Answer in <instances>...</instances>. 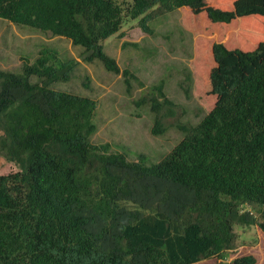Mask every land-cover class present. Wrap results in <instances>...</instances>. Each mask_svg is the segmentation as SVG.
Returning <instances> with one entry per match:
<instances>
[{
    "label": "trees",
    "instance_id": "16d2710c",
    "mask_svg": "<svg viewBox=\"0 0 264 264\" xmlns=\"http://www.w3.org/2000/svg\"><path fill=\"white\" fill-rule=\"evenodd\" d=\"M167 1L0 0L1 20L69 39L129 93L137 77L105 42L124 38L126 18L154 36L149 24L181 9L195 41L180 85L189 96L193 75L207 111L196 127L178 122L185 137L162 162L130 163L90 142L95 100L50 88L70 81L74 61L46 50L22 75L0 70V161L18 169L0 177V264H199L238 246L240 204L264 208V0ZM166 80L136 103L151 106L155 136L178 116ZM239 222L264 233V213Z\"/></svg>",
    "mask_w": 264,
    "mask_h": 264
},
{
    "label": "rangeland",
    "instance_id": "374dc122",
    "mask_svg": "<svg viewBox=\"0 0 264 264\" xmlns=\"http://www.w3.org/2000/svg\"><path fill=\"white\" fill-rule=\"evenodd\" d=\"M183 18L181 9L166 12L149 24L156 31L154 36L142 31L141 18H126L121 31L125 34L124 38L113 36L105 42L106 54L137 77L131 79V93L127 91L122 76L106 71L100 61L87 62L85 49L74 46L69 39L1 19L0 70L22 75L24 59L34 64L46 50L55 52L61 62L74 61L75 69L70 81L53 84L50 88L97 102L93 120L97 131L90 138L92 145L108 144L111 147L109 154H123L130 163L139 162L142 155L148 158L146 165L158 164L185 137L176 127L178 122L196 127L207 116V111L196 97L193 75L189 96L185 95L180 85L187 74H194L195 36L184 26ZM164 79H167L165 92L177 105L178 116L166 120L167 131L155 136L152 134L155 115L151 106H137L136 103L152 93ZM43 81L35 76L31 78L33 84L42 85ZM17 171L13 163L0 161V177ZM124 205L132 208L131 204ZM244 213H251L259 224L263 222L264 208L240 204L233 213L238 246L225 252L220 259L205 260L199 264H232L235 259L247 255L256 257L257 264H264V233L258 226L241 224L239 218Z\"/></svg>",
    "mask_w": 264,
    "mask_h": 264
}]
</instances>
